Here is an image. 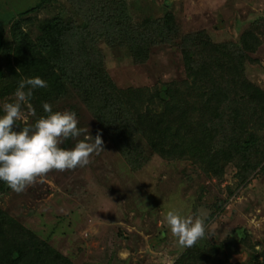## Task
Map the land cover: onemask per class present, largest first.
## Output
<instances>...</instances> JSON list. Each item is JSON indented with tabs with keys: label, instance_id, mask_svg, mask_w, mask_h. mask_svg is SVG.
<instances>
[{
	"label": "trees",
	"instance_id": "trees-1",
	"mask_svg": "<svg viewBox=\"0 0 264 264\" xmlns=\"http://www.w3.org/2000/svg\"><path fill=\"white\" fill-rule=\"evenodd\" d=\"M64 2L36 0L18 12L0 11V106L14 101L20 79L40 76L47 87L33 92V121L47 115L45 101L53 111L61 102L83 105L134 170L147 163L148 149L166 160H188L208 178L222 180L228 165L242 184L264 173V89L246 75L260 45L251 27L238 41L215 42L204 29L182 32L169 9L137 20L129 0ZM44 7L51 14L25 17ZM100 42L124 48L135 63L146 61L153 47L178 48L184 78L175 101L168 82L119 87ZM10 189L0 181V196ZM216 250L186 248L173 264H229ZM0 264L74 263L0 207Z\"/></svg>",
	"mask_w": 264,
	"mask_h": 264
},
{
	"label": "rangeland",
	"instance_id": "rangeland-1",
	"mask_svg": "<svg viewBox=\"0 0 264 264\" xmlns=\"http://www.w3.org/2000/svg\"><path fill=\"white\" fill-rule=\"evenodd\" d=\"M35 1L0 0V11L18 12ZM129 8L137 20L169 9L182 32L204 29L215 42L238 41L251 27L260 45L246 65V75L264 89V0H129ZM49 14L50 8L44 7L25 17L39 20ZM99 47L119 87L168 82L167 92L175 101L184 78L178 48L153 47L146 61L135 63L124 48L105 42ZM69 105L61 102L57 111L75 112L78 127L88 133L65 139L61 146L69 148L85 135L100 134L104 150L93 153L84 167L52 169L22 192L3 193L0 207L15 220L74 264H173L186 249L166 224L167 211L175 207L205 221L206 235L192 247L216 248L215 256L229 264H264L263 172L258 170L242 184L228 165L222 180L208 178L188 160H166L148 149L147 163L134 170L85 106ZM18 121L34 123L27 106Z\"/></svg>",
	"mask_w": 264,
	"mask_h": 264
},
{
	"label": "clouds",
	"instance_id": "clouds-1",
	"mask_svg": "<svg viewBox=\"0 0 264 264\" xmlns=\"http://www.w3.org/2000/svg\"><path fill=\"white\" fill-rule=\"evenodd\" d=\"M43 87H47V81L40 76L22 78L14 93L15 100L0 106V181L17 193L52 169L62 171L84 167L90 163L93 153L104 150L100 134L95 137L85 135L73 146L62 147L65 139L88 133V129L78 127L75 112L53 111L47 101L42 104L47 115L14 130L22 114V105L26 104L35 116L30 100L34 90ZM165 219L182 248L192 247L206 235L203 219L183 215L175 207L169 208Z\"/></svg>",
	"mask_w": 264,
	"mask_h": 264
},
{
	"label": "water",
	"instance_id": "water-1",
	"mask_svg": "<svg viewBox=\"0 0 264 264\" xmlns=\"http://www.w3.org/2000/svg\"><path fill=\"white\" fill-rule=\"evenodd\" d=\"M20 129V125L19 124H17L16 126H15V128H14V130H19Z\"/></svg>",
	"mask_w": 264,
	"mask_h": 264
}]
</instances>
